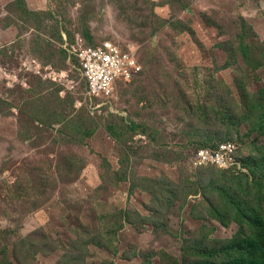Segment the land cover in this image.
<instances>
[{
  "label": "rangeland",
  "instance_id": "obj_1",
  "mask_svg": "<svg viewBox=\"0 0 264 264\" xmlns=\"http://www.w3.org/2000/svg\"><path fill=\"white\" fill-rule=\"evenodd\" d=\"M149 1L0 0V264H200L250 231L237 203L264 206V0ZM108 39L142 71L86 99L72 51ZM225 142L238 164H193Z\"/></svg>",
  "mask_w": 264,
  "mask_h": 264
},
{
  "label": "built area",
  "instance_id": "obj_2",
  "mask_svg": "<svg viewBox=\"0 0 264 264\" xmlns=\"http://www.w3.org/2000/svg\"><path fill=\"white\" fill-rule=\"evenodd\" d=\"M72 52L79 61L78 70L86 83V99H108L120 82L132 81L142 71L131 52L109 39L95 46L78 45ZM192 161L197 167L213 164L228 169L238 164L236 146L225 142L214 148L197 149Z\"/></svg>",
  "mask_w": 264,
  "mask_h": 264
},
{
  "label": "trees",
  "instance_id": "obj_3",
  "mask_svg": "<svg viewBox=\"0 0 264 264\" xmlns=\"http://www.w3.org/2000/svg\"><path fill=\"white\" fill-rule=\"evenodd\" d=\"M20 1L25 2V0ZM148 3H150L149 0H143V3L141 4L142 6H136V10H147ZM186 7H188V5H186ZM76 60L78 61L77 58ZM78 67L79 61L77 68ZM1 103L2 102L0 98V110L2 106ZM213 112L216 114L217 118H219V116L222 114L220 111L216 110H213ZM134 127L138 126L134 123L132 128ZM248 203L251 202L246 200L244 204L237 203L239 215L242 216L243 219L247 220V224L250 226V231L248 234L244 233V221H240L238 223V233L228 245L223 246L221 249L199 250L200 256L204 257V260L201 261L200 264H223L218 260V258L228 253L232 254V256H229V264H264V206L261 202H256L251 203L256 204V207H246ZM213 209L217 212L216 208L213 207ZM122 213L129 217L134 214L128 210H122ZM161 257L162 264H178V260L174 256L165 252L161 253ZM142 264H150L149 259H144Z\"/></svg>",
  "mask_w": 264,
  "mask_h": 264
},
{
  "label": "clouds",
  "instance_id": "obj_4",
  "mask_svg": "<svg viewBox=\"0 0 264 264\" xmlns=\"http://www.w3.org/2000/svg\"><path fill=\"white\" fill-rule=\"evenodd\" d=\"M111 98V97H110ZM110 98H108V99H110ZM94 100H97V101H100V100H106V99H94ZM219 144V143H218ZM218 144H216L214 147H216ZM214 147H210V146H207V147H201V148H214ZM200 149V148H199ZM238 160V159H237ZM207 165H213V164H207ZM205 166V165H204ZM213 166H215V167H217V168H219V169H225V168H220V167H218V166H216V165H213ZM229 169V168H228ZM225 170H227V169H225Z\"/></svg>",
  "mask_w": 264,
  "mask_h": 264
}]
</instances>
